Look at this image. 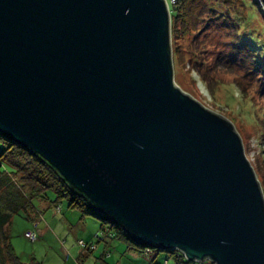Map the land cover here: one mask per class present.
I'll list each match as a JSON object with an SVG mask.
<instances>
[{
    "label": "water",
    "instance_id": "obj_1",
    "mask_svg": "<svg viewBox=\"0 0 264 264\" xmlns=\"http://www.w3.org/2000/svg\"><path fill=\"white\" fill-rule=\"evenodd\" d=\"M0 132L136 242L264 264L260 183L232 123L176 85L167 0H0Z\"/></svg>",
    "mask_w": 264,
    "mask_h": 264
},
{
    "label": "rangeland",
    "instance_id": "obj_2",
    "mask_svg": "<svg viewBox=\"0 0 264 264\" xmlns=\"http://www.w3.org/2000/svg\"><path fill=\"white\" fill-rule=\"evenodd\" d=\"M172 1L167 0L169 9ZM210 5L214 10L208 13V20L198 23L199 30L178 39L171 34L174 81L183 92L232 123L264 195V8L260 0L212 1ZM235 41L253 48L255 58L244 56V52L235 53ZM176 49L179 54H174ZM60 204L59 213L40 207L46 217L39 215L36 220L21 209L6 210L10 220L4 232L23 262L35 258L41 264H75L73 260L82 250L75 240L80 237L98 243L92 254L97 257V264L102 259L108 264L111 260L116 264H159L164 259V251H159L163 255L151 263L144 255L135 259L126 254L127 243L116 237L109 241L113 257L108 259V251L105 258L101 257L105 238L99 228L100 220L91 217L94 221L85 219L86 223L81 224L78 221L82 212L78 208L71 210L66 202ZM50 212L57 219L64 215L71 225L61 222L54 229L48 218ZM26 230H35L36 240L28 239Z\"/></svg>",
    "mask_w": 264,
    "mask_h": 264
},
{
    "label": "trees",
    "instance_id": "obj_3",
    "mask_svg": "<svg viewBox=\"0 0 264 264\" xmlns=\"http://www.w3.org/2000/svg\"><path fill=\"white\" fill-rule=\"evenodd\" d=\"M212 1L226 3L227 0L172 1L170 14L173 38L178 39L183 34H192L196 32L195 30H199L198 23L208 20L210 18L208 13L214 10L210 5ZM242 44L238 41L233 43L236 48H234L235 53L244 52L246 53V55L243 54L244 56L250 55V58L254 59L253 48ZM175 53L179 54L178 49L174 50ZM242 60L245 61L246 59ZM202 78L206 80L205 77ZM2 166L3 168H1ZM62 202H66L68 209L75 210L78 208L82 212L79 220H84L88 216L100 220V230L104 238H120L127 243L129 249L141 250L145 253V245L136 242L119 224L96 212L85 197L70 187L59 172L47 161L0 132V264H41L35 258L31 262H23L19 255L14 252L11 242L4 232L10 220V215L6 210L8 208H14L16 211L21 209L27 217L34 220L35 217L42 215L39 208L40 203L53 205L59 211L62 210L60 206ZM80 240L84 244L79 243ZM78 244L81 247L86 246V248L96 247V243L90 240L79 239ZM159 251L167 253L175 264H213L209 260L203 262L187 260L176 249L159 250L153 248L152 252L159 253ZM99 264L108 263L102 259Z\"/></svg>",
    "mask_w": 264,
    "mask_h": 264
},
{
    "label": "crops",
    "instance_id": "obj_4",
    "mask_svg": "<svg viewBox=\"0 0 264 264\" xmlns=\"http://www.w3.org/2000/svg\"><path fill=\"white\" fill-rule=\"evenodd\" d=\"M44 205V206H43ZM42 208V210H47V209H52L53 211H55V212H58L57 211V209H56V207L55 206H53V205H46L45 203H40V205H39V208ZM55 209V210H54ZM61 211V210H60ZM42 212V211H41ZM59 213V212H58ZM43 217L45 216L46 217V214H43L42 215ZM48 218H49V221H52V223H53V225H54V229L57 227V226H61V222L63 223V222H67L68 220L65 218V216L64 215H61L60 216V218H56V217H53V212H50V213H48ZM74 219H76V218H78V217H76V216H74L73 217ZM93 218V217H92ZM91 218V216L89 217H86V218H84V220H79L78 222H81V224L82 223H86V221H85V219H88V220H91V221H94L93 219ZM73 219V220H74ZM50 223V222H49ZM48 224V223H47ZM68 224H69V226L71 225V222L70 221H68ZM49 225V224H48ZM51 225V224H50ZM73 226V225H72ZM49 227V226H48ZM63 227V226H62ZM61 228V227H60ZM100 228V227H99ZM76 237V236H75ZM79 239H85V240H90V241H92V238H83V237H80V238H77V240H75L76 241V243L78 244V240ZM74 241V240H73ZM104 243H103V247H102V250H101V257H103V258H105L104 256V254L107 252V253H109V260L113 257V255L111 254V243L109 242L110 241V237H105V240H102ZM126 246H128V245H126ZM98 247H99V245H98V243H96V247H93V248H86V247H81L82 248V250L80 251V255L78 256V257H76V258H74V263L75 264H87V263H91V261H92V264H97V257H95L94 255H92L93 254V252H94V250H96V249H98ZM126 254L127 255H133L134 257H135V259H136V257L138 258L139 256H143L144 255V257L148 260V258H149V261H150V263L152 262V260L154 261V259L156 258V256H158V255H163V254H160V253H156V252H152V253H150V254H147V253H144V252H142L141 250L139 251V250H134V249H129L128 247H126ZM165 256H164V259H161V261H159L158 263L159 264H175V262H174V260L172 259V258H170L168 255H167V253H165L164 254ZM107 256V255H106ZM87 262H86V261ZM85 261V262H84ZM111 264H116V263H114V260L112 261L111 260V262H110Z\"/></svg>",
    "mask_w": 264,
    "mask_h": 264
},
{
    "label": "built area",
    "instance_id": "obj_5",
    "mask_svg": "<svg viewBox=\"0 0 264 264\" xmlns=\"http://www.w3.org/2000/svg\"><path fill=\"white\" fill-rule=\"evenodd\" d=\"M25 236L28 239L32 240V241L35 240L36 237H37V235H36L34 230L33 231L32 230H28L27 232H25ZM79 243L84 244L82 240H80ZM152 251H153V248H149V247L145 248V253H147V254L151 253Z\"/></svg>",
    "mask_w": 264,
    "mask_h": 264
},
{
    "label": "bare ground",
    "instance_id": "obj_6",
    "mask_svg": "<svg viewBox=\"0 0 264 264\" xmlns=\"http://www.w3.org/2000/svg\"><path fill=\"white\" fill-rule=\"evenodd\" d=\"M104 234V233H103Z\"/></svg>",
    "mask_w": 264,
    "mask_h": 264
}]
</instances>
